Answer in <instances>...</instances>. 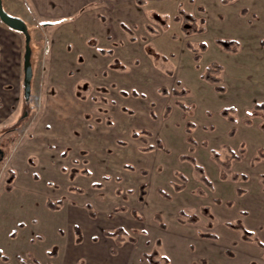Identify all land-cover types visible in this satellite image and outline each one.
Segmentation results:
<instances>
[{
	"label": "rangeland",
	"instance_id": "374dc122",
	"mask_svg": "<svg viewBox=\"0 0 264 264\" xmlns=\"http://www.w3.org/2000/svg\"><path fill=\"white\" fill-rule=\"evenodd\" d=\"M24 1L10 0L14 5H23ZM126 1L129 3L127 9H135L138 13L136 18L131 19L135 17L134 13L129 17L121 0H106L87 7L89 14L100 24L98 29L91 23L88 35L83 33L89 39L84 40V50L78 53L76 45L64 43L68 33L66 27L70 24L65 17L44 21L33 18L35 15L30 13L33 77L28 99L24 95V69L15 58L16 50L24 51L25 36L0 20V147L5 152L0 160V252L8 257L7 260L0 256V264H148L144 254L154 251L169 255L172 264L237 262L234 253L231 258L226 255L227 247L220 242L214 245L199 238L164 231L155 216L160 214L165 223L174 225L180 218L187 219L186 215L180 214L184 209L197 217L196 223H187V228H196L195 232L200 233L217 231L222 235L220 224L228 226V222L250 228L255 217L252 211L240 217V210H232L231 221L225 222L220 215L221 208L210 207L214 203L242 204L257 193L264 198V153L261 160L252 162L264 149V137L258 136L264 135V110L262 116L251 117V123L244 121L254 105L264 100H250L234 106L236 102L231 94H220L211 101L210 107L202 105L204 116L209 118L220 115L226 106L236 108L233 115L237 118V133L231 135L229 131L228 136L238 138L232 139L231 144L230 140L223 142L224 125L219 123L216 115V124L200 126L202 109L198 103L195 106L192 99H187V95L178 100L187 99L190 106H195L194 117L199 121L190 119L189 111L182 113L173 94H165L161 88L166 87L170 92L174 88H185L176 82L169 84L168 79L170 75L173 80V70L178 69L180 58L189 57L190 52L185 47L186 34L180 22L173 18L180 4L190 10L193 5L189 2L196 0ZM221 1L210 4L217 9L211 11L213 15L204 24L207 31L195 34L192 42L198 45L204 41L211 45L221 35L224 39L239 40L233 37L240 34L244 44L255 52L249 54L254 60L243 69L244 78L248 76L257 84L259 76H252L248 67H252L253 73L264 68V0H243L247 9L244 15H231L232 20L238 19L236 23L221 10ZM203 12H207L206 9ZM46 22L54 24L45 25ZM125 26L128 29H124ZM59 31L60 35L56 37ZM57 45H61L57 47L59 57L68 58L70 62L52 68L51 54L53 49L57 51ZM85 45L94 47L88 58ZM101 49L107 52L103 53ZM213 56L212 51L205 55L203 68L212 63ZM256 56L260 59L256 60ZM229 61L225 64L219 62L225 69ZM228 67L222 72L223 85L231 88ZM203 72L201 68L200 76ZM133 91L138 95L135 96ZM167 106L172 108L168 117L165 115ZM221 106L217 114L216 109ZM176 114L179 117L175 118ZM187 120H193L198 128L197 142L202 148L199 162L204 165L213 187L201 181L195 166L189 170L188 164L191 163L179 158L182 153H190L184 131ZM216 125L219 132L208 143L207 136L215 132ZM135 132L138 136L134 135ZM14 137L17 138L13 143ZM157 138L163 141V148L144 150L150 144L156 145ZM177 138L181 141L174 147ZM206 141L208 146L203 145ZM229 146L236 151L244 146L246 152L240 161H233L231 168L217 166L218 171H215L217 168L213 169L210 163H215L211 150H219L226 158ZM11 171L15 176L11 182L12 190H7ZM236 172L247 174L249 178L237 180L234 200L216 196L213 173L222 180L234 182L232 175ZM178 173L184 174L186 181ZM105 176L110 179L104 180ZM95 182H101L103 186L95 187ZM176 184H185L187 192L176 190ZM159 189L169 193L171 198L164 197ZM239 189L243 190L241 196H238ZM194 195L205 196L209 205H186ZM49 199L62 200V203L58 209L52 210L47 206ZM87 204L93 207L95 218L91 217ZM206 209L213 211V219L205 213ZM134 211L142 219L138 220ZM213 221L215 228L209 225ZM78 226L83 229L82 234L77 233ZM119 226L137 238V242L127 238L121 248H115L118 254L112 255L110 249L115 246L114 238L106 237L104 232L115 231ZM252 230L256 234L253 243H256V236L264 241V230ZM238 235L243 238L244 232L240 231ZM94 236L98 237L96 242ZM159 238L163 245L157 244ZM102 242L106 243L99 246ZM238 264H264V258L259 254V258L251 262Z\"/></svg>",
	"mask_w": 264,
	"mask_h": 264
},
{
	"label": "crops",
	"instance_id": "0c3cea01",
	"mask_svg": "<svg viewBox=\"0 0 264 264\" xmlns=\"http://www.w3.org/2000/svg\"><path fill=\"white\" fill-rule=\"evenodd\" d=\"M102 1H106V0H25L23 5H22V3H21V5H16V4L14 5V3L10 2V0H3V3H4L5 8H6V10L8 12H10V13L16 15V16L22 17L27 22V24L31 23L30 22V20H31L30 13L35 15L33 18H35V17L36 18H41L44 21L46 19H47V21L49 19L51 21H56V20H58V19H60L62 17L63 18L65 17L66 19L65 18L64 19L66 21H68V24L69 23L70 24L66 27V29H68V33L66 35L67 39H65L64 43L72 44L73 46L76 45L75 46L76 47L75 51L78 53V52L84 50V47H83L84 40L88 41V39H89V37L83 36V33H86V35H88L89 29L92 28L91 27V23H94L98 27V29H99L98 25L100 24V21H98V19L92 17L89 14V10H88L87 7H89L90 4H95V3H97V5H99L100 2H102ZM108 1H120V0H107V2ZM215 1H217V0H196L194 3L193 2L192 3L189 2L191 5H193V9H190V10H187V11L190 12V13H193L198 18H204L205 22L208 23L207 22L208 19L210 18V16L213 15L212 12H215L216 9H217L216 7H212L210 5V4H212V2H215ZM5 2H8L10 5L9 6L6 5ZM121 2H122V6H123L122 8L128 10L127 14L129 15V17L134 13L135 17H132L131 19L136 18L138 13L135 12V9H133V10L127 9V8H129V5H128L129 3L126 4V2H127L126 0H121ZM242 2H243V0H233L230 3H228V4H223L222 1H221V3L219 2L220 3L219 7L221 6V10L225 11V13L228 14V19L230 18L229 20H232L231 19L232 18L231 15L232 16H237L238 13H241L242 15H244V13L247 11V9L244 7L245 5H243L244 3H242ZM97 5H94V6H97ZM180 5L183 7L182 4H180ZM180 5H179V7H180ZM212 5H215V3L212 4ZM179 7H178V9H179ZM85 9L87 11L86 13H84ZM205 9H206L207 12H203ZM28 10H30V11H28ZM177 12H178V10H177ZM230 13H233V14H230ZM36 20L37 19H35L34 21H36ZM232 21L236 23L238 21V19L237 20H232ZM238 24H240V23H238ZM33 25L36 26V24H34V23H33ZM180 26H181V23H180ZM123 28L124 29H128L127 26H125ZM240 29H242V27ZM206 31H207V29H206ZM14 32L21 33V32L16 31V30H14ZM205 32H203V33H193V34H190V35H185L186 36L185 47L190 51L188 53L189 57L182 58V59L180 58L178 69L177 70H173L174 71V75H175L173 80H175V81H173L171 79V76L168 75L170 77V78H168L169 79V84H174L176 82L177 85L185 86V88L188 90L187 99H189V100L192 99L193 100L192 102L195 103L194 104L195 106H196V103L199 104V108L202 109L201 110L202 118H201L200 126L201 125H206V124H212V125L216 124V121H215V115L216 114L212 118H209L206 115L204 116V114H203L204 106H202V105H207L208 107H210L211 106V101L212 100H216L217 96L220 97L221 96L220 94L227 95V96L229 94H231L232 98H235L234 101L236 103L234 104V102H231V104L232 105L234 104V106H236V105H238L240 103L241 104L247 103L250 100H252L251 102L256 101V100H259V101L264 100V68L258 70V71H260V72L257 71L258 73H253L252 67H250V66L248 67V69L251 70V72H252V73H250L251 75L252 74H256V75L259 76L257 84H255L254 81H252L251 79L249 80L248 76L244 78L243 69H245V68L247 69V64L251 63V60H254V57L252 55H249V54H254L255 52L250 50V47L246 46L244 44L245 42L242 40V37H241L240 34L237 35L236 37H233V38H238L241 41L240 42L241 43L240 44V51L237 50L238 52L237 51L236 52H228L226 50L221 49L222 47L216 41L217 38H222L223 35H221L220 37H217L215 39V43H212L211 45L208 44V48H207L206 51H204L202 53V58H201V60L199 62H196L194 60L193 52L187 46V42L189 41V42H191L194 45V43L192 42V40H193L192 38L195 37V34H204ZM59 35H60V31H59V33L57 34L56 37H58ZM230 36L231 35H227L226 37H230ZM198 45H194V46H198ZM57 47H61V45L60 46L59 45L56 46L57 51H55L54 49L52 50V54H51V59H52V64H53L52 68H59L61 66H66V64H68V61H69L68 58H62L61 59L59 57L58 48ZM54 48H55V46H54ZM85 48H86L85 52L87 53L86 58H88L89 57L88 54H92L93 53L94 47H90L88 45L87 46L85 45ZM210 48H211V50H210ZM23 49H24V51L23 50L21 51V49L20 50L18 49V50H16L17 53H15V58L18 59L17 63L19 64V66H21V68H22V66L24 67L25 37L23 38ZM184 50H185V53H186L187 51H186L185 48H184ZM211 51L215 54V56L211 57V62H214V61L219 62L220 61V62H222V64H225L228 59L230 60L229 64H228L229 67L226 64L224 70H226L227 67L230 69L229 75H230V80H231V88L227 87V90L225 92H223V93L219 92L217 89H215V90L213 89L212 90V87H216V85L204 80L199 74L201 68L205 69V68L202 67L203 64H204L205 55L206 54L208 55ZM13 57H14V55H13ZM225 58H227V60H225ZM176 59H177V55H176ZM255 59L259 60L260 58H257V56H256ZM262 60H264V58ZM199 65H201V68L198 67ZM262 65L264 66V62L263 61H262ZM52 68H50V69H52ZM229 69H228V72H229ZM165 78H166V76H165ZM223 84H224V82H223ZM190 86L192 88L191 90L193 92L192 93L193 96H191L192 95L191 94V90L189 89ZM187 95H178V96L177 95H173L177 99V100H175V103L177 104L178 109H180L182 111V113H183L184 110L178 105L177 101H181V102H184L185 104L189 105V103L186 101L187 99L186 100H178L181 97H185ZM231 104H229V105H231ZM195 106H194V108H193L191 113L188 112L189 113L188 115L190 116V117L189 116L188 117L190 119L193 118L194 120H197L194 117V115H195L194 114ZM221 109H222V106L218 107L216 109L217 114H218V112ZM168 116L169 115H166V117H168ZM220 116H222L223 118H220ZM174 117L175 118L179 117V114L174 115ZM216 117L219 120V123H222V126L224 125L223 142H224V140H225V142L230 140L229 143L230 144L233 143L232 139H235V138L237 139L238 137L236 136V137L230 138L228 136V133L235 126H236L235 128L237 129L238 123H233L228 118L224 117L222 114L216 115ZM187 121L185 122V126H186ZM197 121H199V120H197ZM219 126H221V125H219ZM196 128H197V126H195L193 128V136L198 141V137L196 136V134H197L196 131H197L198 128L197 129ZM215 129H216L215 132H211V133L208 134V136H207L209 138L207 140L208 143H211L209 141L210 138H212V136H214V135H217L216 133L219 132L218 131L219 129H218L217 125H216ZM184 131L186 133V130H184ZM238 132H239V129H238ZM258 136L260 138L264 137L263 134L262 135L259 134ZM178 137H180V136H178ZM200 137L202 138L201 140L205 141V139L202 136H200ZM185 138H186V142L189 144V142L187 141V133H186V137ZM180 141L181 140H179L177 138V140H176V142L174 144V147H176V144L178 142H180ZM263 141H262V143H264ZM253 142H255V141H253ZM157 151H159V150H157ZM201 151H202V148H200L198 145H196L195 146V151L193 152V155L196 157L198 163H200L199 162V154L201 153ZM159 152H161V151H159ZM182 155H183V153H182ZM181 156L179 158L181 160H183L181 158ZM183 161H188L189 163H191V164H188L190 166L189 170H191L192 167H194L193 163L190 162L189 160H183ZM210 163L213 166V169L217 168V169H215V171L216 170L218 171V167L217 166H221L220 164L216 165V161H215V163L212 162V161ZM200 164L203 165L202 163H200ZM205 171H206V169H205ZM197 173H199V172L197 171ZM219 173H220V169H219ZM213 175H214L213 176V180L216 183L215 184L216 196H218L220 198L227 199V200H231V199L234 200V197H236V189L238 188L237 187V184H238L237 181L236 182L234 181L236 183L235 184L233 181H230L228 179L222 180V179L218 178L217 176H215V173H213ZM180 192L185 194L187 192V188L185 187L184 189L180 190ZM248 195H249V193H247L246 196H248ZM238 196H241V194L238 193ZM204 197L205 196L194 195V197H192V199L190 201L186 202L185 204L186 205H190V206L192 205L194 207L196 206V204L197 205H200V204L201 205H209L207 203L206 198H204ZM238 198H242V197H238ZM237 204L238 203L235 202L233 206H227L226 204H216V203H214L210 208H215L216 210H219V208H221L222 211H220V215H221L223 221H225V222L226 221H231L230 220V218H231L230 211H232V210H234V211L236 210V212L238 210H240V214L238 215L240 217H245L246 215H249L250 212L252 211L255 214L254 219L252 220L251 218L247 217V218H249L250 220L253 221L250 224V228L244 226L243 224L242 225L244 227H246L247 229H250V230L255 229L257 232L264 230V198L262 196H260L259 193L253 195V197H250V198L248 197V199L246 201H243L242 204H238V205ZM186 207H188V206H186ZM244 210H245V212H242ZM205 213H207L210 216L211 219H213V216L215 217V215L213 214V211H211V209L210 210L206 209ZM95 217H93V218H95ZM138 220H140V219H138ZM177 222L178 223L174 224V225H169V224L166 223V225H167L166 228H162L161 225H160V227L164 231H172L173 233H175L177 235H180V236H183V235L187 236L188 235V236L193 237V238H199V239H202V240H205V241H209L210 243H212L214 245H218V243L220 242L222 246L230 248V250H226L227 248L225 249V253H226L227 256H229V258L233 257L232 255L234 253V256L237 258L236 264L242 263L243 261H250L251 262L252 260H254V258H259V254H261V258L262 259L264 258V248L260 247L257 243H253V241L245 240L244 239V235H243V238H240L238 233H240V231L243 232L242 230H235V229H233L231 227H228L226 225L224 226V225L220 224L221 225L220 231H222V233L224 234V237H222L223 234L222 235L219 234L220 235L219 236L218 232L216 231L217 233L216 232H214V233H216L219 236V238L218 239H209V238L201 236V233H203V232H201V233L200 232H195L196 228H193V227H188L187 228V223L188 222L181 223L178 220H177ZM191 223H196V221L195 222H191ZM211 223H212V225H211ZM159 224H160V222H159ZM209 225H210V227H214V228L216 227L215 221L210 222ZM192 226H194V225H192ZM82 231H83V229H82ZM106 237H109V236H106ZM112 238H114V237H112ZM222 238H224V239H222ZM158 240H161V244H158V242H157ZM114 241H115V246L111 247L110 252H111L112 255H117L118 254V250H116L117 251L116 253H113L112 249L113 248H117V247L121 248L123 245L122 246H117L115 238H114ZM156 242H157L158 245H163V240L161 238L157 239ZM104 243H106V242H102L101 245H99V246H104L103 245ZM133 243H135V242H133ZM95 248H97V247H95ZM167 256L170 258L169 255H167ZM93 260L95 261V258H93ZM172 261H173V259H171V264H172Z\"/></svg>",
	"mask_w": 264,
	"mask_h": 264
},
{
	"label": "trees",
	"instance_id": "16d2710c",
	"mask_svg": "<svg viewBox=\"0 0 264 264\" xmlns=\"http://www.w3.org/2000/svg\"><path fill=\"white\" fill-rule=\"evenodd\" d=\"M231 1H233V0H222V3L223 4H228ZM173 20L181 23V29L186 35H190V34H193V33H203V32L206 31V27L204 25L205 24V19L204 18H198L193 13H190L187 10H185L181 5H180V7L178 9L177 14L174 16ZM45 24L47 25L49 23L46 22ZM51 24H54V22H52ZM175 36H177V35H175ZM216 41H217L218 44L223 46V48L226 51L236 52L238 50V48L240 47V41L237 40V39L217 38ZM262 44H264V40L262 41ZM187 46L192 50L193 57H194V60L196 62H199L201 60L202 53L204 51H206L207 48H208V44L206 42H204V41L201 42L198 46H194L191 42L188 41L187 42ZM100 51L103 52V53L107 52L104 49L103 50L101 49ZM223 70H224V66L220 62L214 61V62L210 63L209 65H207L205 67L204 72L201 74V77L204 80L215 84L216 85V89L219 92L223 93V92H225L227 90L226 86L223 85V77H222ZM161 90L165 94H170L171 93V94L177 95V96L178 95H187L188 94V90L185 89V88L181 89V90H179L177 88H174L171 92L166 87L161 88ZM124 94H127V93L124 92ZM133 94L136 96V95H138V92L133 91ZM177 103L184 111H189L190 113L192 112L193 106L187 105V104H185L184 102H181V101H177ZM263 110H264V102L256 103L254 105L253 110H251L249 112V116L246 117L244 119V121L247 122V123H251L252 122V120H251L252 118L251 117H253V116H262L261 111H263ZM170 111H171V107L167 106L165 115H169ZM235 112H236V108L234 106H226V107H224L221 110V114L224 117L228 118L233 123L237 122V118L233 115ZM195 126H196L195 123L193 121H191V120H188L187 123H186L185 130H186V133H187V141L190 144V147H189L190 153L189 154H183L181 156V158L183 160H189L190 162H192L194 164L196 170L199 172V174L201 176V180L206 185H208L210 187H213V182L207 176V173L205 171L204 166L201 165L200 163H198L196 157L193 155V152L195 151V146L198 145L197 140L193 136V128ZM262 129L264 130V125L262 126ZM235 131H236V128L233 127L230 134L234 135ZM144 132L145 133H150L148 131H144ZM134 135L138 136V133L135 132ZM16 138L17 137L13 138V143L15 142ZM203 145L204 146H208V143L207 142H203ZM163 147H164L163 141L160 138H157L156 139V145L150 144L147 147H145L144 150L151 151V150H154V149H157V148H163ZM227 148L229 150V155L226 158H223L222 153L219 150H217L215 148L211 150L213 159L218 164H220L224 169L231 168L233 161H240L242 159L243 154H245V152H246V149L244 148V146H242L238 151L234 150L230 146L227 147ZM263 153H264V149H261L259 151V154L253 158L252 162L254 163V162L258 161V160H261L262 157H263L262 156ZM87 173H89L88 170H87ZM178 174H179V176L181 177L182 180L186 181V177H185L184 174H182V173H178ZM14 176H15L14 171H11L10 172V176L7 178V185H6V189L7 190H12L11 182H12V179H13ZM104 178H105L104 180H109L110 176H105ZM240 178H242L244 180H247L249 177H248L247 174H241V173H238V172H236V173H234L232 175V179L234 181H237ZM117 179L120 180V177H118ZM262 179L264 181V174H262ZM93 185L95 187H102L103 183L95 182V183H93ZM185 187H186L185 184H183V185L176 184L175 185V189L178 190V191L184 189ZM159 192L164 197H166L168 199L171 198L170 194L167 193L166 191H164L163 189H159ZM238 193L242 194L243 190L239 189ZM61 203H62V200L53 201V200L49 199L47 201V206L50 209H52V210H56V209L59 208ZM87 208L89 210L90 215L92 217H95L96 213L93 211V207L91 206V204H87ZM134 214L136 215V217L138 219H142L141 217H139L136 214V211H134ZM180 214L187 216L186 220L181 219V218L178 219V221L181 222V223L197 221V217L195 215L188 214L184 209L180 210ZM155 217L160 222V225H161L162 228H166L167 227L166 223L163 221V218H162V216L160 214H157ZM211 225H212V223H211ZM227 225L229 227L235 229V230H242L244 232V239L245 240L252 241L253 240L252 239L253 236H255V232L253 230L247 229L242 224H235L233 222H228ZM13 233H14V236H15L16 230ZM77 233L78 234H82V229H81L80 226L77 227ZM104 234L106 236H109V237H114L115 240H116L117 246H122L123 243L127 240V238L130 241H132V242H136L137 241V238H135L133 236H130L128 231L122 226H119L115 231H106V232H104ZM201 236L209 238V239H218L219 238V236L216 233H209V232L208 233H205V232L201 233ZM93 240L97 241L98 237L94 236ZM254 240L256 241V243L260 247L264 248V241L259 239L257 236L254 238ZM157 242H158V244H161V240H158ZM112 252L116 253L117 251H116L115 248H113ZM52 254H55V252H53ZM0 256H3V258L8 260V257L3 255L1 252H0ZM144 256H145V259L148 262V264H171V259L167 255H160L159 251H154V252H151V253H145ZM157 256H160L161 258L157 259Z\"/></svg>",
	"mask_w": 264,
	"mask_h": 264
},
{
	"label": "water",
	"instance_id": "95a60500",
	"mask_svg": "<svg viewBox=\"0 0 264 264\" xmlns=\"http://www.w3.org/2000/svg\"><path fill=\"white\" fill-rule=\"evenodd\" d=\"M0 19L9 28L19 31L25 36V53H24V95L28 99L31 92V81L33 77V69L31 62L32 47H31V33L27 22L19 16H16L6 10L3 0H0ZM49 24H51L49 22ZM0 155L5 156V152L0 148Z\"/></svg>",
	"mask_w": 264,
	"mask_h": 264
},
{
	"label": "flooded vegetation",
	"instance_id": "af4514ba",
	"mask_svg": "<svg viewBox=\"0 0 264 264\" xmlns=\"http://www.w3.org/2000/svg\"><path fill=\"white\" fill-rule=\"evenodd\" d=\"M0 148H2V147H0ZM2 149H3V148H2ZM3 158H4V157L0 155V159H3Z\"/></svg>",
	"mask_w": 264,
	"mask_h": 264
}]
</instances>
